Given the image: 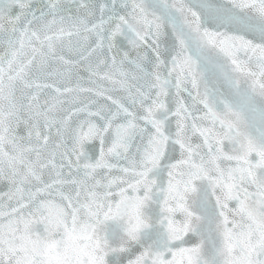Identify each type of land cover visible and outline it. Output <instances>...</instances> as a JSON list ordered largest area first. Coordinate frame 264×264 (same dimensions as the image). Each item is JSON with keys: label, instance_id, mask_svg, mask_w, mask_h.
<instances>
[{"label": "snow or ice", "instance_id": "6c2138e0", "mask_svg": "<svg viewBox=\"0 0 264 264\" xmlns=\"http://www.w3.org/2000/svg\"><path fill=\"white\" fill-rule=\"evenodd\" d=\"M0 264H264V0H0Z\"/></svg>", "mask_w": 264, "mask_h": 264}]
</instances>
